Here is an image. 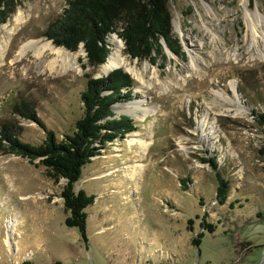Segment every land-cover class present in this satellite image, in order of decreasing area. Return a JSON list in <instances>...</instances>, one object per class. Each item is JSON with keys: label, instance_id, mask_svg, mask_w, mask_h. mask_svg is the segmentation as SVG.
Segmentation results:
<instances>
[{"label": "rangeland", "instance_id": "374dc122", "mask_svg": "<svg viewBox=\"0 0 264 264\" xmlns=\"http://www.w3.org/2000/svg\"><path fill=\"white\" fill-rule=\"evenodd\" d=\"M66 1L6 0L9 11L0 23L5 46L0 123H10L30 143L40 142L44 131L14 113L12 102L30 100L58 138L81 114L83 72L106 71L102 63L86 64L81 44L69 50L41 34ZM166 1L182 55L161 40L165 57L151 63L124 53L114 32L107 37L110 52L116 41L121 44L123 62L112 67H121L134 81L133 98L111 108L114 115L128 113L136 128L106 142L81 167L74 187L94 195L84 208L85 240L76 227L63 223L68 213L59 195L64 179L49 177L43 165L33 163L38 158L28 162L0 149V264L23 259L31 264H264V158L251 117V109L264 108V33L254 35L247 21L255 11L264 21V0ZM18 12L25 20L15 23ZM30 40L75 53L72 67L62 64L54 48L38 55L31 48L21 52L20 45ZM129 102L139 105L122 111ZM133 135L149 142L145 151L127 143ZM212 153L227 179L222 203L215 198L213 169L202 160ZM135 163L142 166L133 172Z\"/></svg>", "mask_w": 264, "mask_h": 264}, {"label": "trees", "instance_id": "16d2710c", "mask_svg": "<svg viewBox=\"0 0 264 264\" xmlns=\"http://www.w3.org/2000/svg\"><path fill=\"white\" fill-rule=\"evenodd\" d=\"M166 0H67L59 16L49 21L41 34L50 38L56 45L75 50L81 42L86 64L97 66L106 62L110 53L107 37L114 32L122 39L123 51L131 58H147L155 63L156 58L165 57L163 45L173 53L182 55L178 39L173 35ZM9 9L6 0H0V23L7 16ZM109 51V52H108ZM101 64V65H102ZM84 87L79 92L81 114L73 121V129L60 137L47 128L36 115L32 102L20 98L12 102L11 110L25 119L34 121L43 131L44 136L38 143L21 140L11 124L0 123V149L25 157L28 162L38 158L46 168V174L54 180L63 178L59 190L62 205L67 210L63 223L78 229L85 240V206L93 202L94 195L82 188H75L81 167L93 155L100 153V148L108 141L122 138L136 126L130 115H114L111 105L126 102L133 98V78L121 67H114L105 74L93 76L83 72ZM261 133V142L257 148L264 158V108L251 109ZM214 153V152H213ZM202 157L213 169L216 179L215 198L222 203L227 193V179L220 174L215 154ZM183 189L184 177L179 178ZM190 221V218H187ZM200 224L209 231L212 225L201 219ZM202 231L193 236L196 244ZM17 264H31L27 259Z\"/></svg>", "mask_w": 264, "mask_h": 264}, {"label": "bare ground", "instance_id": "6f19581e", "mask_svg": "<svg viewBox=\"0 0 264 264\" xmlns=\"http://www.w3.org/2000/svg\"><path fill=\"white\" fill-rule=\"evenodd\" d=\"M22 18L24 19L23 15L20 12H18V14L15 16L14 22L18 23L20 21H23ZM247 21H248V26L254 35H256V33H261V35H262V33H264V31L262 30V24L264 23V21H263V17L261 15V13L259 11H255L254 13H250ZM12 29H13V27L6 29V31H8V32L13 31ZM1 43H3V42H1ZM1 43H0V56L2 55L3 50H4L3 47H5V46L2 47ZM120 46H121L120 42L116 41L115 42V49H113L109 53L106 62L103 64V66L101 68L103 71L108 70L112 66L121 64L123 62V57L120 54ZM45 47L49 48L50 50L54 48L53 50L56 51L57 53H59L58 56L61 58L62 64L67 68L72 67L71 64L75 61V58L77 55L75 53L69 54L68 52H66V50H63L62 48L53 47V45L51 43L39 44V43H37L36 40H30L26 43L21 44L19 50L22 52L26 48H31L33 50L34 54L38 55ZM59 51H61V52H59ZM263 55H264V51L260 52V56H263ZM0 64H1V62H0ZM217 94H218V96L222 97L223 99H227V98L223 97L220 93H217ZM237 101H238V99H237ZM136 105L137 106L139 105L138 102H129V103L124 105L125 106L124 108H121V109H122V111H125V110H127L129 112L135 111V109L137 108ZM153 112H154V110H152V113ZM146 113H147V111H146ZM145 115H141L140 118H143V116H145ZM209 131H211V130H209ZM208 134H212V133L208 132ZM135 135H138V134H135ZM135 135L128 138L127 143L128 144L137 143L142 147V150L145 151L146 146L149 145L148 144L149 142H147V140H145L143 138L137 139L136 137H134ZM135 165H136V163L133 164V168H134L133 172L135 171L136 167L142 166V165H138V166H135ZM132 177H133V175H132ZM15 221H16V219L14 217L7 221L8 230L12 229ZM4 242L8 243V239L5 238Z\"/></svg>", "mask_w": 264, "mask_h": 264}, {"label": "water", "instance_id": "95a60500", "mask_svg": "<svg viewBox=\"0 0 264 264\" xmlns=\"http://www.w3.org/2000/svg\"><path fill=\"white\" fill-rule=\"evenodd\" d=\"M161 43H162V41H161ZM79 44H81V42H80ZM79 44H78V45H79ZM162 45H163V43H162ZM164 46H166V45H165V43H164ZM116 67H117V66H116ZM109 69H111V68H109ZM109 69H108V70H106L105 72H103V74L107 73V72L109 71ZM130 100H133V99H130ZM124 114H127V115H129L128 113H124Z\"/></svg>", "mask_w": 264, "mask_h": 264}]
</instances>
